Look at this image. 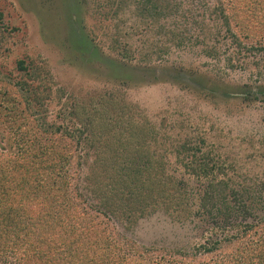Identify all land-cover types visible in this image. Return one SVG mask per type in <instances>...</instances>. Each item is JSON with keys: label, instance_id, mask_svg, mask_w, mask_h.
Here are the masks:
<instances>
[{"label": "trees", "instance_id": "trees-1", "mask_svg": "<svg viewBox=\"0 0 264 264\" xmlns=\"http://www.w3.org/2000/svg\"><path fill=\"white\" fill-rule=\"evenodd\" d=\"M228 1L230 5L224 7V0H216L210 9L204 0H195L203 12H208L207 18L213 20L214 26L208 24L206 18L200 21L203 26L197 18L193 20V25L200 29L204 38L211 35L209 30L213 27L214 35L224 33L237 46L236 55L242 52L239 57L250 55L253 58L257 74L261 77L264 75V11L254 18L249 15L247 1L255 0ZM262 6L264 10V0ZM103 8H107V16L115 22L116 35H113L112 41L116 42L119 36L125 38L124 25L130 21L133 39L145 49L144 58L153 53L161 56L167 51V44L182 43L183 30H178L173 23L168 25L167 18L179 16L184 22L188 18L185 11L189 10L181 12L174 0H107ZM70 10H81L82 13L83 3H73ZM196 14H199L198 17L202 15L199 12ZM216 20L222 21V25L219 26ZM2 22L3 14L0 12V24ZM190 29L187 28L188 31ZM69 41L76 50L90 53L95 60L105 62L92 40H73L70 34ZM116 48H120L119 54L125 56L127 50L122 48L126 47L119 40L113 44V49ZM110 62V65H117V70L121 69L118 61L117 64L114 60ZM16 63L12 73L17 80L0 71V107L5 110L4 114L17 112L21 107L20 113H25L35 123L32 126L24 123V130L16 132L17 137L11 146H4L0 137V264H264V236L258 243L260 252L251 249L240 262L236 255L229 263L220 260L193 262L197 252L214 249L219 242L216 238L199 244L196 252L191 254L176 247L154 250V247L134 245L128 239H124L125 242L122 238L115 239L108 224L117 216L132 224L138 217L158 208L166 212L188 208L193 198V195L189 196L194 190L191 188L192 178H195L194 183L199 178L207 180L206 185L193 194H200L198 208L204 209L202 216L216 212L215 218L207 221L209 224L218 226L219 220H222L223 226L238 224L243 231L261 226L264 224V180L255 182L253 177L234 173L221 177L225 174L223 171L234 169L233 163H226L224 157L221 163H217L219 153L213 147H207L206 139L196 133H182L183 138L179 137L178 144L168 151L174 153L175 164L184 169L181 175H178L177 169L172 172L174 167L170 166L174 165L169 159L163 160L165 155L157 154L150 148L146 142L148 136L143 135L140 123L129 122L133 115L129 114L131 107L123 92L115 96L112 90L89 88L83 91V100L98 105L94 120L101 121V127L93 131L95 124L90 113L84 123L71 130L67 123L64 124L65 121L73 118L77 121V113H85L89 104L77 103L75 94H69L64 101L68 108H61L55 117L49 118L51 90L38 84V78L45 82L49 78L46 74L41 75L33 63L24 60H17ZM131 75L130 68L129 71L124 69L121 79L124 77L122 80L126 81ZM7 98L18 103L19 107L11 110L13 107L6 103ZM61 98L59 95L58 99ZM104 111L114 112L111 117L121 130L111 129L110 125L107 126L109 128L104 127L110 119L107 115L102 117ZM88 135L95 137L88 138ZM91 139L98 146L89 143ZM104 140H107L105 145L112 152L108 159L98 149H101L100 143ZM81 141L86 148L84 156L88 158L91 154L89 175H92V184L95 185L84 187L91 188L97 202L83 196L77 184L71 186L74 177L68 166L79 167ZM93 174L98 178L95 179ZM235 176H241L242 180ZM110 178L112 183L116 180L125 189L116 191L113 184L109 188L106 180ZM122 205L125 209L121 208ZM256 211L263 212L257 219ZM237 218L242 220L237 221ZM252 257L256 261H251Z\"/></svg>", "mask_w": 264, "mask_h": 264}, {"label": "rangeland", "instance_id": "rangeland-1", "mask_svg": "<svg viewBox=\"0 0 264 264\" xmlns=\"http://www.w3.org/2000/svg\"><path fill=\"white\" fill-rule=\"evenodd\" d=\"M106 1L0 0V12L3 14V22L0 24V71L7 72L17 80V76L12 72H15L16 61L24 60L33 63L41 75L46 74L49 80L45 82L38 78V84L42 88L51 90L49 118L55 117L61 108H68L64 101L69 94H75L77 103L83 105L89 104V100H83L85 98L82 95L83 91L89 88L112 90L115 96L123 92L126 102L131 107L129 114L133 115V119L129 122L140 123L143 135L148 136L146 142L150 144V148H153L157 154L165 155L163 160L169 159L171 165H174L170 166L174 167L172 172L177 169L178 175H181L184 169L181 165L175 164L174 153L168 151L178 144L179 137L183 138L182 133L184 135L196 133L206 139L207 147H213L219 153L217 163L222 162V157L226 163H233L234 169L223 171L225 174H221V177L234 173V175L253 177L255 182L263 181L264 75L260 77L257 74L253 58L250 55L239 57L242 52L236 55L237 46L232 44L231 39L225 37L224 33L214 35V27L209 30L211 35L204 38L200 29L193 25V20L199 19L200 24L201 19L206 18L208 24L212 23L213 26L214 22L211 18H207L208 12H203L202 7L197 6L195 0H174L180 6L181 12L184 9L189 10L185 11L188 18L184 22L179 16L167 18L168 25L174 24V27L178 26V30H183L181 36L184 38L181 44H167V51L161 56L153 53L144 58L142 55L146 54L145 49L141 47L139 41L133 39V28L131 22L127 21L123 30L125 38L118 35L119 43L126 47L122 48L123 51L127 50L125 56H121L118 51L120 48L113 49V44L118 40L112 41L113 35H116L115 22L107 16V8H103ZM204 1L209 7L216 2V0ZM75 2L83 3L82 13L81 10H70ZM224 2H226L224 7L230 5L228 0ZM247 4L250 6L248 9L251 14L248 13L249 10L247 13L254 18L259 17L264 11L262 0L247 1ZM258 5L262 7L258 9ZM197 12L202 15L198 17ZM216 21L219 26L222 25V21ZM200 25L203 26L204 23ZM190 27L188 31L187 28ZM70 34L73 40H92L99 56L104 58L105 62H99L91 57L90 53L73 48L69 41ZM113 60L116 64L118 61L122 66L121 69L117 70V65L114 63L110 65V61ZM259 62L262 63L263 60L260 58ZM129 68L132 75L124 81L122 80L125 79L124 77L121 79V73L124 69L129 71ZM110 74L113 76L111 77ZM59 95L62 97L60 100ZM6 103L13 107L11 110L19 107L18 103H13L8 98ZM96 106L98 105L94 103L89 104L85 113H77V121L73 118L69 122L66 120L64 124L67 123L71 130L77 128L79 123H84L87 115L91 113L95 124L93 131L96 132L101 127V121L94 120L97 117V113L94 114ZM122 109H125L123 105ZM4 111L0 107V137L3 138L2 144L8 147L17 137L16 132L21 131L20 129L24 130V123L32 126L35 121L25 113H20L21 107L17 112L12 111L9 114H4ZM111 112L102 113V117L107 115L106 117L110 118L104 127L119 131L121 127L113 121L111 115L114 112ZM118 112L120 113L119 110ZM108 125L110 126L107 127ZM92 136L95 137L88 135V138ZM83 142L81 141L79 147V167L68 166L74 177L71 186L77 184L83 196H88L97 202L98 199L91 194V188L84 187L94 184H92V175H89V165L92 164L91 154L88 158L84 156L86 148H83L85 147ZM88 142L98 146L94 139ZM105 142L107 140L100 143L101 149L97 148L105 153L108 159L111 158L112 152ZM163 151L167 152L162 154ZM93 175L95 179L98 178ZM235 177L242 180L241 176ZM190 180L193 183L191 188L194 189V193H198L207 181L199 178L194 183L195 178ZM106 181L107 186L113 184L116 191L125 189L116 180L114 183L111 182V178ZM193 192L189 195H193L191 204L186 209L166 212L158 208L138 217L132 224L117 216L108 224L109 229L117 240L128 239L134 245L136 243L154 247V250L176 247L184 249L186 254L195 253V248L204 241H209L210 238L219 240L210 252L203 250L197 252L195 259H192L193 262L220 260L229 263L232 256L236 255L240 262L249 255L251 249L260 252L258 243L264 236V224L256 225L246 231H243L238 224L223 226L222 220H219L218 226L209 224L207 221H211L212 217L215 218L216 212L202 216L204 209L198 208L201 201L200 194L194 195ZM121 208L125 209V206L122 205ZM262 213L256 211L255 219ZM171 215L174 218L180 217V221L173 219ZM251 219L246 220L251 221ZM241 220L237 218V221ZM227 236L229 238L225 239ZM250 260L256 261L254 257Z\"/></svg>", "mask_w": 264, "mask_h": 264}]
</instances>
